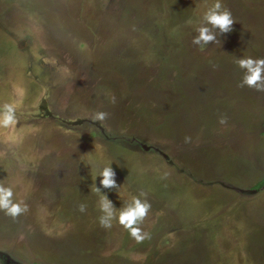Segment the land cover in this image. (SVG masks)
Listing matches in <instances>:
<instances>
[{"label":"rangeland","instance_id":"obj_1","mask_svg":"<svg viewBox=\"0 0 264 264\" xmlns=\"http://www.w3.org/2000/svg\"><path fill=\"white\" fill-rule=\"evenodd\" d=\"M212 2L0 0V184L28 206L0 211V264H264V92L233 62L264 57V0H221L235 22L200 50ZM97 155L114 207L146 193L144 240L99 225Z\"/></svg>","mask_w":264,"mask_h":264},{"label":"clouds","instance_id":"obj_2","mask_svg":"<svg viewBox=\"0 0 264 264\" xmlns=\"http://www.w3.org/2000/svg\"><path fill=\"white\" fill-rule=\"evenodd\" d=\"M198 22L195 24L194 31L196 35L192 37L191 43L199 46L200 50L204 49L209 42H216L217 31L219 34L231 31L234 19L231 12L222 7L221 0H213L210 6L206 7L202 12L198 13ZM191 22V21H189ZM234 64L242 70L240 79V87L247 86L258 92H264V57L242 56L234 59ZM65 69V73H67ZM114 102L115 97H112ZM16 102H0V128H15L17 118ZM107 116L104 111H96L91 116L94 122L103 123ZM226 118L219 119L220 124L225 123ZM189 137H185V142ZM89 165L94 169V178L100 177L99 184L101 187L93 185L92 191L99 194V209L102 213L97 219L101 227L111 228L113 221L122 226L128 235L135 241L140 242L147 237V233L143 232L139 226L148 214L151 207L147 199H142L146 193L131 196L122 207L117 209L113 203L107 198V194L101 191V188L116 189L119 185L114 179L115 172L111 167V163L102 164L99 155L95 159L89 158ZM166 176L167 173H164ZM13 187L0 184V211L5 216L15 220L19 215L27 211V204L23 201L14 199ZM80 212L85 211V205L80 204Z\"/></svg>","mask_w":264,"mask_h":264},{"label":"trees","instance_id":"obj_3","mask_svg":"<svg viewBox=\"0 0 264 264\" xmlns=\"http://www.w3.org/2000/svg\"><path fill=\"white\" fill-rule=\"evenodd\" d=\"M264 187V176L256 184L257 189H262Z\"/></svg>","mask_w":264,"mask_h":264}]
</instances>
